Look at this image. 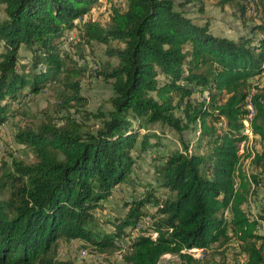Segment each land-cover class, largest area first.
Segmentation results:
<instances>
[{
    "label": "trees",
    "instance_id": "1",
    "mask_svg": "<svg viewBox=\"0 0 264 264\" xmlns=\"http://www.w3.org/2000/svg\"><path fill=\"white\" fill-rule=\"evenodd\" d=\"M101 1L0 0V126L16 115L12 106L55 83L66 113L59 124L16 127L33 163L0 162V264H67L57 259L60 240L121 249L123 264L165 255L201 264L188 251L218 254L225 244L235 262L264 264V0H217L254 22L234 39L187 16L202 0H122L107 24L88 18ZM92 43L116 61L95 72L110 83L109 111L89 112L81 94L78 78L90 67L73 46ZM90 119L99 126L85 125ZM155 125L198 133L194 145L182 140L155 156L157 189L133 173L160 146ZM130 180L143 190L133 188L123 217H104V202Z\"/></svg>",
    "mask_w": 264,
    "mask_h": 264
},
{
    "label": "rangeland",
    "instance_id": "2",
    "mask_svg": "<svg viewBox=\"0 0 264 264\" xmlns=\"http://www.w3.org/2000/svg\"><path fill=\"white\" fill-rule=\"evenodd\" d=\"M181 1L182 0H177V2ZM254 1L255 0H248V2H250L249 6L254 5V3H252ZM255 2L259 3V0ZM123 3L122 0H113L111 2L102 0V5L93 9L88 18H90L91 21H101L103 24H107L110 5H122ZM185 10L187 16L198 24L203 25L207 23L211 33L215 35L234 38L239 34L248 33L250 27L254 24L253 21H243L240 19L236 3L221 8L217 0H202V3L188 4ZM0 17L2 18L4 15L0 14ZM70 36V39H72L75 33L72 32ZM111 46L123 47V44L112 42ZM105 50V45L97 43H92L91 49L84 45L73 46V54L80 52L85 55L84 58L81 59L83 61H81L80 64H85L87 68L90 67L88 71L78 78V81L81 86V94L87 100L85 109L92 113L97 112L99 109L102 111H109L111 109L108 101L112 94L110 83L105 81L101 76L95 74L96 71H101V69L105 67L104 64L109 63L112 66L116 64L114 59H109L105 55ZM22 56L24 57V62H30V54L22 52ZM93 69L97 70L94 71ZM261 86L264 87V80H262ZM61 91L62 86L55 83L47 90H42L34 95H28L27 98L21 101V104L16 106V108L12 106L11 110L17 112L16 115L13 114L8 119L7 123L0 126V162L4 159L10 161L12 157H16L26 164H31L35 161L32 152L28 148H22L15 142L13 134L16 131V127L19 128L24 125L35 126L43 121L59 124L62 117L66 115L65 111L61 110L58 106L60 104L59 94ZM84 121L85 125L89 127L95 128L96 126L97 128L99 126L98 120L90 119L89 121ZM244 127V132L251 136L249 123L247 125L244 124ZM151 132L156 133L160 138V146H158L159 148L156 150L157 153L155 151L151 157L149 154H145L143 159L137 160L133 167V173L137 182L150 181L152 182V187L157 189L159 185L155 181V175L153 173V167L158 163L155 156H158V154L164 155L176 149H182V140L188 145H194L198 133L196 130L190 129L178 134L171 131L169 128L159 125L153 126ZM241 149L245 150V146L243 148V145H241ZM135 186L136 185H133L130 180L128 186H124L120 193H118L116 200L104 202V217L107 218L109 215H112L111 217H123L125 214L123 203L132 193L133 188L138 191L143 190L142 187ZM252 207L253 211H256L255 202L252 203ZM147 221H149L148 218L142 220L138 228L145 225ZM105 228L109 229V227ZM261 231H264V227L261 228ZM126 240H128V238ZM125 241L120 244L125 246ZM233 249V244H225L219 248L218 254L209 253V251L203 252L201 250H190L188 254L198 259L201 264H241L243 259L240 257V262H235L237 260L235 255H238L235 254L236 252ZM120 250L121 249L100 252L82 241L72 240L70 242H65L64 240H60L58 242L56 255L59 261L67 264H123L120 257ZM160 264H181V260L174 255H165L161 259Z\"/></svg>",
    "mask_w": 264,
    "mask_h": 264
},
{
    "label": "bare ground",
    "instance_id": "3",
    "mask_svg": "<svg viewBox=\"0 0 264 264\" xmlns=\"http://www.w3.org/2000/svg\"><path fill=\"white\" fill-rule=\"evenodd\" d=\"M248 107L250 108V117L249 118H251L253 116V109L250 105Z\"/></svg>",
    "mask_w": 264,
    "mask_h": 264
},
{
    "label": "built area",
    "instance_id": "4",
    "mask_svg": "<svg viewBox=\"0 0 264 264\" xmlns=\"http://www.w3.org/2000/svg\"><path fill=\"white\" fill-rule=\"evenodd\" d=\"M248 110L250 111V108L248 107ZM248 117H250V114L248 115ZM244 124L247 125L248 124V118L244 121Z\"/></svg>",
    "mask_w": 264,
    "mask_h": 264
},
{
    "label": "crops",
    "instance_id": "5",
    "mask_svg": "<svg viewBox=\"0 0 264 264\" xmlns=\"http://www.w3.org/2000/svg\"><path fill=\"white\" fill-rule=\"evenodd\" d=\"M215 35V34H214ZM239 35H241V34H239ZM239 35H237L236 37H238ZM217 36H220V35H217ZM221 37H225V36H221ZM236 37H234V38H236ZM227 38H229V39H234V38H230V37H227Z\"/></svg>",
    "mask_w": 264,
    "mask_h": 264
}]
</instances>
